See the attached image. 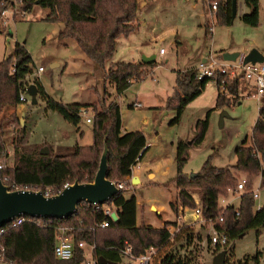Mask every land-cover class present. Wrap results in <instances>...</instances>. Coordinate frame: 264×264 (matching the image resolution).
Instances as JSON below:
<instances>
[{
    "label": "trees",
    "instance_id": "trees-1",
    "mask_svg": "<svg viewBox=\"0 0 264 264\" xmlns=\"http://www.w3.org/2000/svg\"><path fill=\"white\" fill-rule=\"evenodd\" d=\"M215 13L216 24L230 25L232 16L231 0H217ZM11 0H0V11L7 8ZM248 9L239 18L249 25H259V0H243ZM37 5L45 8L43 20L60 22L57 31L58 39L70 38L83 52L86 58L102 70V83L112 84L117 94L124 92L133 81L143 79L148 70L157 63L140 61L113 62L106 69L103 65L115 52L116 39L127 37L138 26L139 0H20L19 8L30 12ZM237 12V10H236ZM205 32L211 34V25L205 24ZM32 60L22 43L14 41L12 51L0 60V156L3 149V134L10 129L11 162L0 169V179L10 189L18 188L49 189L56 193L63 184L89 182L97 169L100 153L105 145L106 173L111 181L120 180L121 176L130 175L132 166L144 156L147 145L145 135L141 130L122 132L120 107L117 101H106V93L99 95L94 89L96 104L63 103L50 98L43 90L39 81L28 79L31 73ZM211 79H198L195 68L177 71L173 94L159 109H170L175 115L170 124H176L186 107V104L198 97ZM243 77L230 79L225 74H219L215 83L217 95L216 108L232 107L241 99ZM33 83L43 102L45 109L56 112L66 122L79 130V108H89L91 115V144L73 145L59 153H52L46 143L27 145L24 143L25 129L19 124L16 106L23 103L18 100V94L28 83ZM258 109L257 118L251 129L250 143L244 139L235 150L237 161L227 166H214L208 157L200 168V172L191 176L183 172L191 145L199 144L204 137V130L197 126L191 142L178 139L175 144V186L177 197L170 202V209L178 214L182 208L193 209L196 203L189 188L200 190V216L203 219L222 216L221 222L215 223L217 229L225 231L228 242L243 235L252 228L264 226V203L256 209V199L251 190L253 177L263 174L261 163L264 160V97ZM211 110L206 112V117ZM204 126L207 119L203 120ZM47 145L48 152L40 153L39 149ZM246 172L249 176L239 204L220 205V197L228 196V190L234 189L240 179L238 172ZM115 213L116 219L104 214L105 207ZM137 202L134 196L126 198L122 189H118L111 198L102 204L94 205L79 202L75 211L61 219L38 218L23 216L25 219L18 225L5 224L0 236V244L4 248V261L11 264H84L86 254L84 249L74 246L68 259H58L53 255L55 237L59 228H67V234L74 242L83 241L85 246L93 243L91 251L96 261H111L112 264H133L128 261L122 249L131 247L134 256L147 254L149 250L166 245H177L182 240L185 246L193 245L196 239L193 229L179 226V230L171 233L168 224L154 227L150 224H137ZM106 221V227H97V223ZM175 223H172L174 225ZM206 226V225H205ZM207 227V226H206ZM184 245H181L184 246ZM226 251L225 264H259L261 251L254 255H246L242 259H234L233 248L216 245L214 253ZM190 258L177 254H166L160 264H189Z\"/></svg>",
    "mask_w": 264,
    "mask_h": 264
},
{
    "label": "rangeland",
    "instance_id": "rangeland-1",
    "mask_svg": "<svg viewBox=\"0 0 264 264\" xmlns=\"http://www.w3.org/2000/svg\"><path fill=\"white\" fill-rule=\"evenodd\" d=\"M11 3L12 5H7L11 13L0 21V60L12 51L14 41L22 43L32 60V71L27 78L30 80L36 78L50 98L63 103L77 102L88 105L93 102L96 104L97 100L93 91L96 89L99 95L105 91L107 102L115 100L122 107H125L128 100L134 99L136 92L139 91L143 93L149 104L156 105L164 102L165 105L164 94L168 91L171 96L174 92L171 89L176 83L174 71L193 66L198 62L199 56L201 58L203 55L207 58L212 55L220 59L222 52L225 51L246 54L252 49L264 53V0H259V25L257 26H249L240 20L241 0H238L237 15L230 25L216 24L215 17H209L207 0H197L195 3L191 0H139V24L136 30L127 37L120 36L116 39L115 52L105 61L103 68L106 69L113 62H142L144 53L148 56L155 55L157 64L148 70L140 82H132L119 95L112 84L102 83V70L86 58L72 39L56 37L61 23L43 20L47 11L45 8L34 5L30 12L22 13L19 0H11ZM243 9L248 11L246 6H243ZM205 24L211 25L210 35L205 32ZM160 48L165 50L162 58L158 56ZM37 66H41L44 69L43 72L37 74L35 72ZM206 86L199 97L186 104L178 123L172 124L168 130H161L158 142L151 144V149L146 155V160H149L151 164L159 161L162 167L167 166V173H156L155 177L150 178L148 173L140 170L141 182L134 183L133 188L122 189L124 197L134 196L138 201L136 207L138 224H151L158 227L168 224L167 227H169L172 225L170 221L174 218L176 220L169 208V202L175 199L177 192L174 181L175 152L170 151L174 147H171L169 143L171 137L179 136V139L191 142L195 135L197 119L200 118L198 126L205 133L203 140L197 145H191L188 150L189 157L183 167V172L187 175L199 173L208 157H211V163L214 166L234 164L237 161L234 154L235 148L244 139L247 144L250 143L251 129L258 115L259 103L254 98L245 96L241 100L242 103H236L232 107L216 108V90L212 88V81H209ZM25 98L26 101L21 103L24 108L22 124L19 123L25 129V144L31 146L46 143L52 153L62 152L75 144H91V123L85 122L83 117H80L79 130L76 131L74 126L63 120L59 114L45 109L44 102L38 94L34 104L29 103V97L26 94ZM208 110L211 111L206 117ZM223 110L228 116L223 118L224 125L220 127L219 118ZM89 111L91 110L89 109L87 114H90ZM17 117L19 121V116ZM172 118L167 122L170 123ZM205 119H207L206 126L203 124ZM152 124L157 128L160 127L157 120ZM149 129V126L144 127L147 132ZM82 132H84L83 136ZM11 137V130L6 129L3 134L4 147L0 156L2 166L10 165L11 162ZM46 144L43 146L47 147ZM261 165L264 169V160ZM248 176L246 172L237 173L238 179ZM262 179L264 187V177ZM252 180L253 187H257L260 183L259 178L253 177ZM234 189L228 190V196L220 197V205L225 207L230 202L234 205L239 204ZM44 191L48 194L52 192L50 188ZM188 191L192 196H197L200 190L189 188ZM261 203H264V190L260 192L256 200V204ZM151 204L165 205V212L169 213L168 222L164 220L165 216L157 217V211L150 209ZM186 219L188 224L184 226L193 229L195 235H200V238L205 240V224L200 220H193L191 216H187ZM171 231L176 232L174 228ZM184 244L182 240L175 246L168 244L160 248L155 252L150 264H160L166 254L187 256L190 258L189 264H212L215 255L212 246L207 244L204 249L200 247L199 251L195 243L188 247ZM181 245L184 246L181 247ZM227 245L228 248H233L234 259H242L246 255L252 256L257 251H261L259 264H264V226L248 230L229 241Z\"/></svg>",
    "mask_w": 264,
    "mask_h": 264
},
{
    "label": "built area",
    "instance_id": "built-area-1",
    "mask_svg": "<svg viewBox=\"0 0 264 264\" xmlns=\"http://www.w3.org/2000/svg\"><path fill=\"white\" fill-rule=\"evenodd\" d=\"M9 1V0H8ZM20 1V0H19ZM10 4V3H9ZM12 5V3L10 4ZM218 8V1L217 0H207V11L208 15L210 18L215 17V13ZM11 13L8 8L2 9L0 11V21H3L4 17L8 14ZM164 52V48L159 49V53L162 54ZM197 78L198 79H211L212 82L216 83L217 81V76L219 74H225L227 75L230 79L235 78L236 76H241L243 79H246L248 81L252 82L251 90L249 93V96L254 98L257 103H259V107L262 104V99L264 97V56L261 61L258 62H244V54L239 53L237 58L232 61L224 60L222 57L220 59L210 55L207 58H205L200 65L197 67ZM42 71L41 66H37L35 68V72L38 74ZM25 89V88H24ZM18 100L21 102H25V93L24 90L21 91L18 94ZM137 106H140L139 103L136 104ZM259 109V108H258ZM88 108H79L78 113L80 117L84 118V121L87 123L91 122V116L87 114ZM138 164V163H137ZM136 166V165H134ZM132 166V168L134 167ZM3 166L0 165V169ZM131 168V172H132ZM260 180V183L257 187H253L251 190V193L253 197L257 200L259 198L260 192L264 190L262 178L264 177L263 174H259L257 176ZM132 175H124L121 176L120 180L115 181V185L118 189H124L126 187H131L134 185L132 183ZM247 182L246 177H242L239 182L237 183L236 188L234 189V192L237 194V199H240L245 184ZM67 183L63 184L62 187L66 186ZM9 188V187H8ZM10 189V188H9ZM12 190L16 189H26L25 187L18 188L16 185H13L11 188ZM60 191V190H59ZM58 192V191H57ZM43 195L48 196L53 193H49L47 191L42 192ZM193 199L195 200L196 207L193 209H187L184 208L183 213L181 214L180 220H183L186 218V215L188 214L193 218V220H200L202 221L207 227H206V238L205 240L202 239L201 241L199 239H196L195 244L197 245V249L200 251L201 249H204L205 245L212 246L213 248L216 245H219L220 247H225L228 244V236L225 231L219 230L216 228L215 223H219L223 220L222 216L215 217V218H207L203 219L200 216V198L201 195L200 193L197 194V196L193 195ZM232 204V202L228 203L227 205ZM226 205V206H227ZM97 205H94L96 207ZM261 205L256 204V209H259ZM189 210V211H188ZM104 214L106 215H111L112 210H109L105 208L103 210ZM25 218L23 216H18L10 221H8L5 224H10L11 226H15L20 224ZM4 224V225H5ZM4 225L0 226V236L3 233V227ZM97 227H106L107 222L106 221H101L96 224ZM179 229H176L177 231ZM67 228L61 227L58 230V233L55 237V244L53 246V255L54 257L58 259H68L72 255V250L74 246L76 245L77 247L83 248L84 249V254L87 252L89 253V256L85 258L84 264H92L96 261V259L92 256L91 251L94 248V244L91 243L88 246H85V243L83 241H78L74 242L73 239L66 233ZM122 253L124 257L130 261L133 262V264H150L152 257L155 254V249H150L147 254H143L140 256H134L131 253V247L127 246L125 249H122ZM7 263L11 264L10 262H5L4 261V248L0 244V263Z\"/></svg>",
    "mask_w": 264,
    "mask_h": 264
},
{
    "label": "water",
    "instance_id": "water-1",
    "mask_svg": "<svg viewBox=\"0 0 264 264\" xmlns=\"http://www.w3.org/2000/svg\"><path fill=\"white\" fill-rule=\"evenodd\" d=\"M193 3L196 0H191ZM232 16L235 17L237 10V0H231ZM224 60L232 61L237 58L239 52H222ZM263 55L256 49H252L244 55V62L261 61ZM154 56L144 57L142 62L151 63ZM24 93L29 97V103L36 101V87L33 83L25 86ZM228 116L226 111H222L219 118V125L222 127L223 118ZM23 114L19 115V123L22 124ZM40 153H47L48 148L43 146ZM106 152L104 145L100 153L97 169L93 178L89 182L72 181L56 193L45 196L40 190L16 189L11 190L0 179V226L18 216L55 218L61 219L71 215L79 202H86L92 205H99L117 193L118 188L115 183L105 177L106 173ZM264 156V153H263ZM190 174L189 176H191ZM132 183H137V178H132ZM111 216L116 219L115 213ZM226 251L221 250L212 259V264H225ZM101 264H112L111 261L101 260ZM7 264V263H0Z\"/></svg>",
    "mask_w": 264,
    "mask_h": 264
},
{
    "label": "crops",
    "instance_id": "crops-1",
    "mask_svg": "<svg viewBox=\"0 0 264 264\" xmlns=\"http://www.w3.org/2000/svg\"><path fill=\"white\" fill-rule=\"evenodd\" d=\"M197 1V0H196ZM195 1V2H196ZM194 2V3H195ZM243 6L244 3H243V0H241V13L239 14V17L245 13L246 11L243 9ZM237 9H238V0H237ZM236 15H237V12H236ZM235 15V17H236ZM234 17V18H235ZM8 35L10 34L9 32L7 33ZM260 54H262L264 56V53L262 51H258ZM165 55V50L162 54H160L158 52V56L159 57H163ZM245 55V54H244ZM154 56V60H155V55ZM202 57L198 58V62H196L193 66L191 67H186L184 69H180L179 71H184V70H187V69H192V68H195L197 69V67L200 65V63L206 58L205 56L201 55ZM143 57H150L148 56L147 54H143ZM153 60V61H154ZM152 61V62H153ZM44 69H42L41 72H43ZM174 73L176 74V71H174ZM39 74V73H38ZM91 75H93V73H91ZM133 82H140V81H133ZM213 84V87L216 91H215V96L217 95V87L215 85L214 82H212ZM251 86H252V82L251 81H248L246 79H243L242 81V86H241V99L238 103H242V99L246 96L248 97L249 96V93H250V90H251ZM207 87V86H206ZM173 91L176 89V86L173 85L172 88H171ZM206 89V88H205ZM204 89V91H205ZM172 91V92H173ZM171 92V93H172ZM202 94V93H201ZM200 94V95H201ZM37 95V94H36ZM165 99L167 100V97L170 95L169 92L167 91L165 94ZM199 95V96H200ZM198 96V97H199ZM162 99L163 96H162ZM216 99V98H215ZM95 102V101H94ZM191 102V101H190ZM74 103H77V102H74ZM93 103V102H91ZM90 103V104H91ZM139 103L140 106H137L136 104ZM160 103V102H158ZM164 102H162L161 104H149L146 99H145V96L143 95V93H141L140 91L136 94H135V97L134 99L132 100H128L126 102V105L125 107H122L120 104H119V107H120V117H121V129H122V132H130V131H135V130H141L144 135H145V139H146V145H147V150L144 154V156L141 158V160H139L138 164H136V166H134L132 168V172H131V175H132V178H137L139 181L135 184H138L141 182V176H140V170H142L143 172H146L149 174V177L150 178H153L156 176V173H161V174H166L167 173V166L166 167H162V164L158 161V162H155L153 164H151L149 162V160H146V155L149 153L150 149H151V144L152 143H155V142H158V138L161 136V130L164 131V130H168V127L171 128V125L170 123L167 122L168 119L172 118V116L174 115V113L172 111L168 112V111H163V110H160L158 107H161L163 106ZM16 114L17 116H19L21 113L23 114L24 113V108H23V105L22 104H19L16 106ZM89 110V108H88ZM87 110V111H88ZM90 114H88L89 116L92 115V112L89 111ZM164 112V113H163ZM163 115H160L162 114ZM24 115V114H23ZM158 121L159 122V125L160 126L159 128H157L156 125L152 124V123H155V121ZM197 126L200 125V118L197 119ZM223 123H224V120H223ZM224 125V124H223ZM150 127L149 131H145L144 130V127ZM200 127V126H199ZM84 135V132H82V136ZM90 137H91V133H90ZM179 139V136L178 138L176 137H171L170 138V146L171 147H174V149H170V151H174L175 152V144H176V141ZM91 141H92V138H91ZM190 149V148H189ZM175 155V153H174ZM133 188V187H132ZM200 193V191L197 192V194ZM176 197H177V192H176V196H175V199L171 202H175L176 201ZM136 202L138 203V201L136 200ZM170 204V202H169ZM262 205V203L260 204ZM170 208V206H169ZM150 209L151 210H154V211H157V217L159 218L160 215L162 216H165L164 220H167L168 222V216H169V213L168 212H165V205H157V204H151L150 205ZM159 211V212H158ZM172 211V210H171ZM184 209H180L178 214H175L173 211V214L175 215L176 217V220L174 218V220L170 221L172 223H175L174 225H170L169 227H167V230L171 231L172 228H174V231L176 229H179V226L181 224L183 225H187L188 223L186 222L187 219H183L182 221L180 220L181 218V214L183 213ZM189 216L188 214L186 215V217ZM179 217V219H178ZM186 220V221H185ZM148 223V222H147ZM138 224V223H137ZM160 224L162 225V221L160 220ZM151 225V224H150ZM153 226V225H152ZM154 227H158V226H154ZM162 227V226H160ZM173 231V232H174ZM157 250H155L156 252ZM86 256H89V253L87 252L86 253Z\"/></svg>",
    "mask_w": 264,
    "mask_h": 264
}]
</instances>
